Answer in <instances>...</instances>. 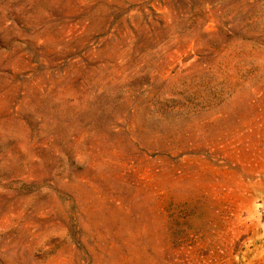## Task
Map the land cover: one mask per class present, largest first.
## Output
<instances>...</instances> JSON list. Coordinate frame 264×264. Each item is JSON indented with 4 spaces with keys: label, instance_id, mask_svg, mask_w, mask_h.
<instances>
[{
    "label": "rangeland",
    "instance_id": "rangeland-1",
    "mask_svg": "<svg viewBox=\"0 0 264 264\" xmlns=\"http://www.w3.org/2000/svg\"><path fill=\"white\" fill-rule=\"evenodd\" d=\"M0 121V264H264V0H0Z\"/></svg>",
    "mask_w": 264,
    "mask_h": 264
},
{
    "label": "clouds",
    "instance_id": "clouds-1",
    "mask_svg": "<svg viewBox=\"0 0 264 264\" xmlns=\"http://www.w3.org/2000/svg\"><path fill=\"white\" fill-rule=\"evenodd\" d=\"M26 121L20 120L19 125H25ZM10 127L14 128L17 126L15 121H9ZM0 142L2 143H13L19 148L21 152H27L31 144V129H27V136L21 135L14 131L5 128L4 121H0Z\"/></svg>",
    "mask_w": 264,
    "mask_h": 264
}]
</instances>
